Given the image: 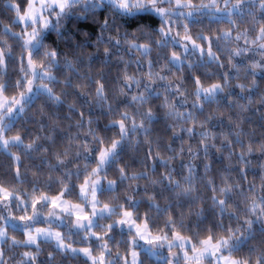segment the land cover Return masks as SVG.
<instances>
[{"label": "clouds", "instance_id": "1", "mask_svg": "<svg viewBox=\"0 0 264 264\" xmlns=\"http://www.w3.org/2000/svg\"><path fill=\"white\" fill-rule=\"evenodd\" d=\"M0 264H264V0H0Z\"/></svg>", "mask_w": 264, "mask_h": 264}]
</instances>
